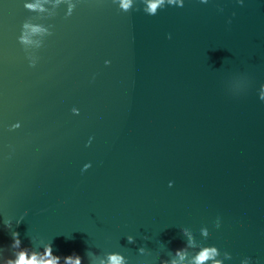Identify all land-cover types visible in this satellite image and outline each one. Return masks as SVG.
Segmentation results:
<instances>
[{"label": "water", "instance_id": "water-1", "mask_svg": "<svg viewBox=\"0 0 264 264\" xmlns=\"http://www.w3.org/2000/svg\"><path fill=\"white\" fill-rule=\"evenodd\" d=\"M23 4L0 0V248L15 231L82 264L109 252L159 264L187 227L225 264H264V0H185L155 16L111 0L71 15ZM25 21L50 26L34 68L17 42ZM236 77L246 87L232 94Z\"/></svg>", "mask_w": 264, "mask_h": 264}, {"label": "clouds", "instance_id": "clouds-1", "mask_svg": "<svg viewBox=\"0 0 264 264\" xmlns=\"http://www.w3.org/2000/svg\"><path fill=\"white\" fill-rule=\"evenodd\" d=\"M112 4L122 12H129L135 10L139 5L142 11L149 15L155 16L158 10L168 7L183 8L185 0H111ZM79 0H24L23 7L29 12L33 13H48L52 15L51 9H55L61 4L67 6L66 15H71L73 9ZM201 5H207L209 0H198ZM236 3L243 6L245 0H236ZM50 6V7H49ZM222 10V9H221ZM230 22V21H229ZM51 35L50 26H45L40 23H32L25 21L21 25L20 33L17 37V42L24 50L25 58L28 61V67L34 68L39 57L36 55V50L40 49L43 44V38ZM171 39V36L168 37ZM105 65L110 64L109 60L104 61ZM246 85V81L241 77H236L230 81L228 89L232 94L241 93ZM258 99L264 102V83H261L258 88ZM73 115H79V109L73 107L71 109ZM20 127V123H13L10 128L12 130ZM92 137H89L91 143ZM87 146V145H86ZM91 167L90 163L83 165L81 171H86ZM168 187H172V182L169 181ZM22 219V218H21ZM19 220L17 221V224ZM5 226L11 228V221L6 220ZM215 227H220V219L217 217ZM183 237L186 239V244L182 248H178L175 252H167L168 259H159V264H225V261H230L232 256L229 252L221 251L215 245H208L197 241L193 232L187 228H181ZM199 236L202 240H206L209 236L207 227H201ZM12 243L7 250L0 248V264H82L81 257L77 254L60 257L53 254V248L50 241L43 242L33 249L22 247L19 234L15 231L11 232ZM129 243L134 242L132 235L127 236ZM42 248V251L39 250ZM148 251L141 247L138 249L140 255H145ZM94 253H87V256H93ZM89 264H128L126 257L119 252H109L105 255L103 260L99 262L89 260ZM157 264V261L155 262ZM239 264H255V261L250 256L240 258Z\"/></svg>", "mask_w": 264, "mask_h": 264}]
</instances>
